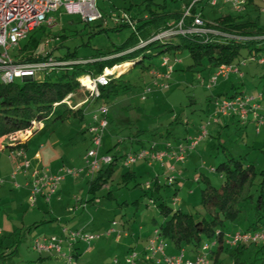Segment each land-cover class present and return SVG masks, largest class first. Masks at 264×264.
I'll list each match as a JSON object with an SVG mask.
<instances>
[{
    "label": "rangeland",
    "instance_id": "obj_1",
    "mask_svg": "<svg viewBox=\"0 0 264 264\" xmlns=\"http://www.w3.org/2000/svg\"><path fill=\"white\" fill-rule=\"evenodd\" d=\"M158 1L165 3L167 12L180 9V3L176 1ZM188 1L182 0L184 3ZM253 4L259 8L247 7V10L243 12V19L251 21L257 19L260 27L264 28V0H253ZM137 5L141 10L144 9L142 0H99L97 7L104 20L88 25L79 22L77 17H70L61 12L52 13L51 18L55 22L51 26L43 25L47 27L51 35L47 39L42 37L36 52L45 54L51 51L54 56H62L69 52L75 53L77 58H90L97 50L104 52L119 47L130 35L131 30L129 27H120L121 29L116 30L115 20L123 14L134 17L137 13ZM219 7L220 4L213 7L204 0L198 4L197 9L198 11L201 9L205 18L212 19L213 16L225 11V9L219 10ZM37 36H39L38 33L34 38ZM44 40L48 41L47 45H42ZM256 41L258 43L255 48L264 49V39ZM240 53L238 60L246 61V65L241 66L242 79L235 78L228 83L227 81L222 83L224 81L220 79L216 86L208 90L206 85L210 74L207 70L189 69L192 59L188 52L184 51L174 56L166 54L174 70L167 81V89H154L148 72L141 71L139 67H132L123 75V81L128 85V89L119 91L116 96H111L108 105V118L111 125L102 138L99 157L111 156L116 152L121 156L129 153L131 147L122 144V140L126 141V138L135 135L137 131L145 132L144 135L152 140L163 138L162 140L172 144H185L187 138L197 137L203 131L207 132L208 135L194 149L188 151V156L191 155L190 159L187 158L188 167L186 170H180L181 175L175 180L174 185L164 186L167 185L166 172L157 164L149 167L146 163L140 162L130 167V171L134 172L141 184L140 187H134L132 183L123 185L121 174L128 169L122 166L121 157L116 162L108 181L99 189L90 191L88 184L90 179L86 178V171H82L86 166L84 157L90 146V136L86 131L83 132L88 122L80 121L77 116L72 115L62 121H48L35 130L27 143L31 151L35 148L41 152L43 161L32 164L33 170L41 173L44 170L55 173L59 169L82 171L75 176L76 178L67 177L58 186L59 188L62 184H66L68 189V192L61 195L65 207L66 204H69L71 208L75 204L92 203L78 215L80 219L77 222L72 221L74 212L64 210L59 213L50 212L49 206L46 205L49 203L44 202L40 196L36 201L37 205L36 203L35 206L32 205L29 200L30 189L27 188V194L23 191L24 188H20L19 176L23 172L16 174V176L20 174L18 178L14 175L15 154L19 145L7 148L9 141L6 138H0V150L6 148L4 152H0V254L17 252L16 256L8 255L5 258V264H66L71 252L66 243L61 245L64 257L52 253L49 258L39 260L40 254L32 250L33 242L37 238H49L53 234L59 236L63 227L75 230L78 224L87 232L99 233V237L92 240L89 246L79 248L81 253L74 263L112 264L115 258L123 262L124 257L117 252L118 245L114 244V241L122 239V242H128V239L122 236L117 239L116 235L105 234L104 229L109 228L112 221L118 223L119 229L131 230L135 236L148 237L163 222V216L157 208L160 200H164L166 205L174 210H182L186 213H195L200 210V189L204 186V182L202 180L196 182L195 178L206 177L212 185L218 186L221 176L210 169L226 160L227 156L224 153L236 159L241 158L245 163L252 162L257 172L264 162L262 158L264 154L261 152L264 148V126L259 127L255 122L249 121L241 128L242 122L238 123L236 118H213L209 114L213 110V104L209 98L211 100L212 97L223 95L224 89H229L231 82L236 85V89H229L228 93L238 92L252 97L261 95L264 98V51L246 53L243 50ZM164 55L152 51L153 57L145 58L144 63H150L152 67L164 72V69L159 68ZM62 66L61 64L59 68ZM127 68L125 67L122 71ZM57 72L51 71L50 77H55ZM86 76V74L82 75V77ZM198 76L202 77V81L198 79ZM147 87L152 88V91L142 99V93ZM73 101L79 103L82 99L74 98ZM92 104L90 102L86 106L92 107ZM260 105L264 109V100L260 102ZM223 121L226 126L222 123ZM219 122L224 126L219 127ZM15 137L22 138L20 133ZM109 149L112 151L107 153ZM154 178L157 179L155 185L159 186L157 193L154 192L152 184ZM148 182L151 183L149 187ZM175 190L176 194H174ZM175 197L179 203L173 206L172 199ZM53 199H56L55 195L50 200ZM87 200L89 202H86ZM245 217V221H240V224L236 221L230 229L245 228L250 212H246ZM58 220L61 221L58 222ZM100 228L103 230L100 231ZM80 244L83 243L78 242L75 248L77 249ZM211 244L212 241L207 239L202 245L211 246ZM100 246L101 251L91 253L90 247L98 249ZM169 249H171V243L167 241L164 253H168ZM139 250L140 246L137 251ZM226 250L225 247L220 255V264H233L231 252ZM252 250L253 246L247 248L245 251L247 257ZM196 255L202 256L203 253L199 251Z\"/></svg>",
    "mask_w": 264,
    "mask_h": 264
},
{
    "label": "trees",
    "instance_id": "obj_2",
    "mask_svg": "<svg viewBox=\"0 0 264 264\" xmlns=\"http://www.w3.org/2000/svg\"><path fill=\"white\" fill-rule=\"evenodd\" d=\"M163 1L165 2V0ZM171 1L175 2V0ZM250 2L251 0H247V4H250ZM142 3L144 9L141 10L137 5V13L133 17L138 21L135 31H131L121 46L104 52L97 50L90 58H77L75 53L70 54L69 52L62 56H54L50 51L54 60L65 63L62 67L54 70L58 71L55 77H50V72H47L38 78L31 77L12 84H2L0 82V138L30 130L39 124L45 125L48 121H62L72 115L77 116L80 121L87 120L85 106L72 110L61 102L70 94H73V99L81 98L83 100L85 98L86 94L82 92L79 77L84 74L97 76L105 68L128 63L127 70L122 71L117 78H113L107 86L99 88L100 93L97 102L109 105L111 96H116L119 91L128 89V85L123 81L125 72H128L132 67H139L141 71L148 72L152 67V64L144 63L145 58L150 59L153 57L152 51L157 52V54H172L173 56L187 51L192 59V65L189 69L207 70L211 74L215 67L221 64L238 63L240 52L243 50L246 53L264 51L262 48H255L258 42L253 39L242 43L235 40L214 39L205 41L200 38L185 37L163 42L153 41L143 47L135 48L141 41H147L154 34L164 30L169 21H176L180 18L178 13L167 12L165 3H160L158 0H142ZM213 23L217 28L235 35L245 37L264 36V28L260 27L257 19L252 21L250 19L243 20L238 13L221 14ZM115 27L116 30H119L120 27L126 26ZM37 33L39 36L34 38ZM50 35L51 32L47 31V27L40 26L28 34L16 49L9 52L10 57L17 59L16 61L19 62L29 63L45 59L44 53L41 54L36 51L42 42V37L47 39ZM46 43L47 40H44L42 45ZM80 60L84 62H78ZM237 94L240 93L223 95L224 97H231ZM209 101H211L210 98ZM245 123L242 122V124ZM110 125V119L108 118V127ZM144 134L145 132L137 131L135 135L126 138V141L124 140L122 144H127L133 151L135 150L134 145H138L137 148L145 147L152 139ZM17 147H20V145ZM111 151L112 149H109L107 153ZM261 152L264 154V148L261 149ZM224 154L227 156L226 160L210 169L218 172L221 176L218 186L212 185L206 177L197 178L196 182L200 180L204 182V186L200 189L201 209L195 213H186L182 210H174L168 207L164 200H160L157 203V208L163 216V222L154 230H158L165 243L168 241L180 250H188L185 253L188 258L194 257L201 250L203 242L209 239L215 242L209 255L211 264H220V255L225 247L227 248L226 251L231 252L233 264H264V240L230 246L224 243L222 235L237 230L244 233L264 232V162L256 172L252 162L245 163L241 158L236 159L227 153ZM111 157L112 162L110 164L102 166L91 178H87L90 179L88 181L90 191L99 189L108 181L114 171L116 162L122 156L116 152ZM262 158H264V155H262ZM121 180L123 185L128 183H132L134 187H140L141 185L134 172L130 170L121 174ZM156 181L157 179L154 178L152 184L154 185V192L157 193L159 186L155 185ZM150 185L151 183L148 182L147 186ZM174 194H176V190ZM87 205H92V203H87ZM246 212H250V217L245 228L236 229V227H233L230 229L236 221L237 224H240V221L246 220ZM109 228L104 231L106 232ZM121 229L118 228L117 223L115 231L120 233V237L122 235ZM250 246H253V250L247 257L245 251ZM14 253L16 251L8 255L11 257ZM8 255L3 252L0 254V264H5V258ZM78 255L80 254L76 249L74 258L76 259ZM145 262L147 263V261Z\"/></svg>",
    "mask_w": 264,
    "mask_h": 264
},
{
    "label": "built area",
    "instance_id": "obj_3",
    "mask_svg": "<svg viewBox=\"0 0 264 264\" xmlns=\"http://www.w3.org/2000/svg\"><path fill=\"white\" fill-rule=\"evenodd\" d=\"M99 0H0V82L2 84H12L28 78L40 77V75L47 72L54 71L59 66L65 65L63 62H57L53 59L52 54L48 51L45 53V59L34 63L19 62L11 58L9 52L16 49L18 45L35 29L40 26H51L54 19L51 18L52 13L61 12L68 16L77 17L81 22L90 24L98 20H102L100 10L97 7ZM204 0H189L183 6L182 14L176 21H169L166 28L154 34L147 41H141L135 48L143 47L153 41H167L177 40L179 37L185 38H200L205 41L214 39L219 40H235L242 43L249 40H262L264 36L245 37L232 34L217 28L213 22H207L202 11H196L198 4ZM211 6L215 7L219 3L228 5L230 12L234 14H241L245 11L247 0H207ZM104 20V19H103ZM136 23L127 14L115 20V25H125L131 31H135ZM48 43V41H47ZM46 43V45H47ZM134 48V49H135ZM84 61H81L83 63ZM123 64L115 65L111 68H105L103 72L97 76L87 75L79 79L82 92L86 94L85 98L77 103L73 101V96L68 95L62 103H65L71 109H77L87 104H92V107L86 106L85 116L88 120L87 131L90 134V146L85 155V169L86 178H91L102 166L108 165L112 162V157L103 155L99 157V149L102 138L108 128V113L109 107L107 104L97 102L99 98V88L107 86L113 78H117L124 68L120 67ZM246 65V61H239L238 63L221 64L215 67V70L207 78L206 88L209 90L216 86L218 80H227L229 76L235 75L243 77L241 66ZM164 72L151 67L148 74L152 78V85L156 90H165L168 88L167 81L170 78V73L173 72V66L166 54L161 59L159 65ZM202 81V77L198 76ZM152 91V88L147 87L142 93V99ZM264 100L262 96L258 95L252 97L246 94H237L231 97H212L213 110L209 113L213 118L218 117H233L239 122L253 121L257 126L264 125V109L261 108L260 102ZM38 126L24 131L17 132L1 138H6L9 142L7 146L24 139L32 130H38ZM34 130V131H35ZM20 133L22 138L17 139L16 134ZM208 134L203 131L197 137H189L185 144H172L169 141L151 140L145 147L136 148L129 153L122 156V166L130 168L138 162H144L148 166L157 164L161 169L165 170V181L167 185L175 184V180L180 177L181 172L175 166L182 164L188 157V151L194 149L197 144L204 139ZM124 140H122L123 142ZM14 175L19 172H27L30 169V160L26 157L23 149H18L15 154ZM81 170L74 169H59L57 172H50L44 170L43 173L38 170H32L29 174L28 187L30 189L29 200L34 205L40 196L45 202L56 193L59 184L67 177H75ZM212 171V170H211ZM197 181V178H195ZM179 203L175 197L172 199L173 206ZM117 222L112 221L111 227L106 231L107 235H116L118 239L120 233L115 231ZM223 235L224 243L230 246H235L240 243L256 242L264 240V232L261 233H244L240 230L233 232H226ZM99 237V233L87 232L83 228L70 230L67 227L61 229L59 236L51 235L49 238H37L33 242L32 250L37 251L38 254L53 253L62 255L61 245L66 243L70 249V256L67 258L66 264L74 263V253H76L75 244L78 242L84 245H90L91 241ZM165 242L160 237L158 230H154L151 236L147 239L144 248L143 259L135 251H130L123 262L114 259L112 264H211L209 255L210 250L215 245L213 241L211 246L203 245L201 248L202 256L195 255L188 258L183 249L176 255H166L164 253ZM147 261V263L145 262Z\"/></svg>",
    "mask_w": 264,
    "mask_h": 264
},
{
    "label": "crops",
    "instance_id": "obj_4",
    "mask_svg": "<svg viewBox=\"0 0 264 264\" xmlns=\"http://www.w3.org/2000/svg\"><path fill=\"white\" fill-rule=\"evenodd\" d=\"M176 2H178V3H180V9L178 10V11H171L170 13H178V14H182V10H183V6L185 5V4H187L186 2L184 3V2H182V0H175ZM220 4V3H219ZM247 7H251L252 9H258L259 7L257 6V5H255V4H253V0H251V2H250V4H247V6H246V9H245V11L247 10ZM220 9H225V11H223L222 13H220V14H218V15H215V16H213L212 17V19H209V18H205L204 16V19L207 21V22H213L216 18H218L221 14H224V13H232V12H230L231 10H230V7L228 6V5H222V4H220V7H219V10ZM196 11H198V9L196 8ZM199 11H201V9L199 10ZM244 11V12H245ZM203 14V13H202ZM234 14V13H233ZM239 15H241V18L243 19V13H241V14H239ZM136 16V15H135ZM131 18H133V17H131ZM144 18H146V16H144ZM134 20H135V22H138L137 21V19L136 18H133ZM244 20V19H243ZM115 26H118L119 27V25H115ZM175 69V68H174ZM173 70V69H172ZM174 71V70H173ZM208 74H211V72L209 73L208 72ZM233 77V78H232ZM235 78H239V79H242V77H237V76H235V75H231V76H229L228 77V79L227 80H222V81H224V82H222V83H226V81H227V83L229 82V81H231L232 79H235ZM224 85V84H223ZM229 89L230 90H235L236 89V85H234V83L233 82H231V84H230V86H229ZM229 89H224V93L223 94H229V95H231V94H234V93H238V92H234V93H228V90ZM218 97H222L223 95H217ZM74 100V99H73ZM86 119H87V117H86ZM85 121H87L88 122V120H85ZM218 122V121H217ZM237 122H238V120H237ZM223 124H225V121H223L222 122ZM238 123H241V122H238ZM246 125V123L245 124H242V126H241V128L242 127H244ZM42 126V125H41ZM40 126V127H41ZM222 126H224V125H221L220 124V122H219V127H222ZM225 126H226V124H225ZM39 127V128H40ZM38 128V129H39ZM84 131H86L87 132V134L90 136V134L88 133V131H87V127L85 128V129H83V132ZM260 133V132H259ZM30 138V137H29ZM28 138V139H29ZM27 139V140H28ZM27 140H25L24 142H22L21 144H20V147H21V149H23L24 151H25V154H26V157L30 160V169L27 171V172H23V173H21V175L19 176V175H17V176H19V178H20V184H21V187L20 188H24L23 189V191L24 192H26L27 194H28V189L27 188H29L28 187V185H27V183H28V180H29V173L33 170L32 169V164H34V163H39V162H41L42 163V161H43V156L41 155V152H39L37 149H35V148H33V151H31L30 150V148H29V144L27 143L28 141ZM186 139H184V141H185ZM7 148H12V147H10V146H6ZM20 147H19V149H20ZM138 147V145H134L133 146V148L134 149H136ZM6 150V148L5 149H2V150H0V152H4ZM190 157H191V155H189L187 158L188 159H190ZM186 160L185 162H184V164H182V165H180V164H178V165H180V166H178V167H176V168H178L177 170H186V168L188 167L187 166V163H188V161L189 160ZM32 161V162H31ZM140 163H144V162H140ZM149 167H152V166H149ZM128 170H130V168L128 169ZM184 175V172L182 173V176ZM16 176V178H18ZM76 178V177H75ZM16 180V179H15ZM20 188H18V189H20ZM65 192H68V189L66 188V184H62L61 185V187H59L58 189H57V191H56V193L54 194L55 196H56V199H53V200H50L48 203L49 204H46V205H48L49 206V210H50V212H54V213H59L61 210H64V211H68V212H74V214H75V216H74V219H72V221L73 222H77L78 221V219H80V217H78V215L79 214H82L81 212L83 211V209H87V204H75L73 207H71L70 208V206H69V204H66V207H65V205L62 203V200H64V199H62L63 198V196H61L62 194H64ZM42 199V198H41ZM52 199V198H51ZM36 201H38V199L36 200ZM44 201V200H43ZM51 201H56L55 203H50ZM45 202V201H44ZM36 205H37V203H36ZM33 206H35V204L33 205ZM69 206V207H68ZM61 221V220H60ZM59 220H58V222H60ZM78 224V223H77ZM36 225V224H35ZM79 225L80 224H78L76 227H79ZM76 227H75V229H76ZM236 229H239V228H236ZM103 230V228H100V231H102ZM104 230H106V228L104 229ZM121 231H122V238H126V239H128V242H122V239H120V240H115L114 241V244H116V245H118L117 246V252L119 253V255L120 256H123V257H125L126 255H127V252H129L130 250H132V249H134L135 250V252L138 250V248H139V246H140V250L139 251H137V253H139V255L140 256H142L144 259H146L145 257V255H144V248H145V246H146V240H147V236H145V237H142V236H135V235H133L132 234V231L131 230H125L124 228H122L121 229ZM125 239V240H126ZM81 246H85L84 244H80L79 246H78V254H80L81 253V250H79V248L81 247ZM89 249H91V253H98L99 251H101V246H100V248H98V249H96V248H89ZM82 250H84V249H82ZM180 251V249H178L177 247H175L173 244H171V249H169L168 250V253H166L165 252V254L166 255H176L178 252ZM88 252V251H87ZM185 253H186V249H185V251H184ZM9 253H11V251L9 252ZM9 253H7V254H5V255H8ZM16 254H17V252L16 253H14V255H11V257L12 256H16ZM50 256H52V253L50 254V253H42V254H40L39 255V260H43V259H45V258H49Z\"/></svg>",
    "mask_w": 264,
    "mask_h": 264
},
{
    "label": "water",
    "instance_id": "obj_5",
    "mask_svg": "<svg viewBox=\"0 0 264 264\" xmlns=\"http://www.w3.org/2000/svg\"><path fill=\"white\" fill-rule=\"evenodd\" d=\"M35 133V131H33V132H31L28 136H26L24 139H22V140H18V141H16V142H14V143H12V144H10V145H8V146H10V147H13V146H17V145H20L22 142H24L25 140H27L31 135H33Z\"/></svg>",
    "mask_w": 264,
    "mask_h": 264
},
{
    "label": "bare ground",
    "instance_id": "obj_6",
    "mask_svg": "<svg viewBox=\"0 0 264 264\" xmlns=\"http://www.w3.org/2000/svg\"><path fill=\"white\" fill-rule=\"evenodd\" d=\"M128 66H129V64H128V63H126V64L122 65V66L120 67V69H121V68L128 67Z\"/></svg>",
    "mask_w": 264,
    "mask_h": 264
}]
</instances>
